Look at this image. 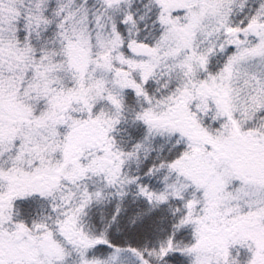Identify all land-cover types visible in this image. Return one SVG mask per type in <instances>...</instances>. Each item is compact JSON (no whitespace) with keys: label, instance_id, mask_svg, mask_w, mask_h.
<instances>
[{"label":"snow or ice","instance_id":"obj_1","mask_svg":"<svg viewBox=\"0 0 264 264\" xmlns=\"http://www.w3.org/2000/svg\"><path fill=\"white\" fill-rule=\"evenodd\" d=\"M0 264H264V0H0Z\"/></svg>","mask_w":264,"mask_h":264}]
</instances>
